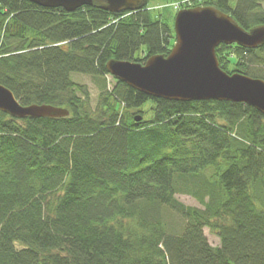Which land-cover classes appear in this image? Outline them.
Masks as SVG:
<instances>
[{"label":"trees","instance_id":"trees-1","mask_svg":"<svg viewBox=\"0 0 264 264\" xmlns=\"http://www.w3.org/2000/svg\"><path fill=\"white\" fill-rule=\"evenodd\" d=\"M194 2L245 28L264 24V0ZM156 9L67 12L0 0V83L25 105L70 111L35 119L0 111V264H264L261 111L155 98L117 79L92 109L88 87L72 79L110 75L111 58L169 53L173 13ZM216 51L228 73L264 79V47ZM167 210L186 221L182 232L170 231Z\"/></svg>","mask_w":264,"mask_h":264},{"label":"water","instance_id":"water-1","mask_svg":"<svg viewBox=\"0 0 264 264\" xmlns=\"http://www.w3.org/2000/svg\"><path fill=\"white\" fill-rule=\"evenodd\" d=\"M45 8L73 12L92 6L112 13L138 11L150 0H29ZM175 43L169 53L150 56L144 63L111 58L106 68L115 79L155 98L175 101L222 100L249 104L264 114V79L228 73L217 47L236 44L246 49L264 46V24L243 27L230 13L212 5L182 8L174 19ZM0 111L17 118H62L66 107L25 105L0 83ZM137 121L142 116L136 117Z\"/></svg>","mask_w":264,"mask_h":264},{"label":"rangeland","instance_id":"rangeland-1","mask_svg":"<svg viewBox=\"0 0 264 264\" xmlns=\"http://www.w3.org/2000/svg\"><path fill=\"white\" fill-rule=\"evenodd\" d=\"M176 1V0H150L149 1V5L153 6L156 9L157 13H168L171 12L173 13V17L175 19V15L177 13L178 10L174 9L173 6H171V4ZM264 6V4H263ZM171 25L174 28V20L171 22ZM141 51L137 52V55H140ZM259 67H264L263 65L259 66ZM250 68H258L257 65H252ZM252 71H256L253 70ZM72 79L80 84H84L88 87V91L90 92V104H91V108L94 109L97 107L98 105V101H99V97L102 93H104V91L106 90H112L113 86L116 83V79H114V77L110 76V75H106V76H91V75H84L81 73H72ZM106 87V88H105ZM133 111H129L128 115H132ZM148 117H150V114H148ZM177 197L179 198V200H181L182 202H184L187 205H193V206H201V203L192 195L187 194V193H178ZM165 220L166 223L168 225V228L170 229L171 232L173 233H180L183 230L184 224H185V220L177 213L167 210L165 213ZM205 234L209 239V242L214 245V246H218L220 245V238L213 232H211V230L206 227L205 229ZM17 248L21 249L23 248L21 245L17 244Z\"/></svg>","mask_w":264,"mask_h":264},{"label":"built area","instance_id":"built-area-1","mask_svg":"<svg viewBox=\"0 0 264 264\" xmlns=\"http://www.w3.org/2000/svg\"><path fill=\"white\" fill-rule=\"evenodd\" d=\"M194 4V0H183L177 1L172 4L175 9H180L182 6H192Z\"/></svg>","mask_w":264,"mask_h":264},{"label":"flooded vegetation","instance_id":"flooded-vegetation-1","mask_svg":"<svg viewBox=\"0 0 264 264\" xmlns=\"http://www.w3.org/2000/svg\"><path fill=\"white\" fill-rule=\"evenodd\" d=\"M264 46H262L261 48H263ZM257 49H260V48H257Z\"/></svg>","mask_w":264,"mask_h":264}]
</instances>
